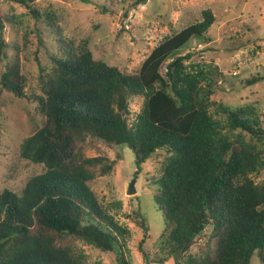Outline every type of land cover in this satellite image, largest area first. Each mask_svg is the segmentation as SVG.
Segmentation results:
<instances>
[{"label":"trees","instance_id":"1","mask_svg":"<svg viewBox=\"0 0 264 264\" xmlns=\"http://www.w3.org/2000/svg\"><path fill=\"white\" fill-rule=\"evenodd\" d=\"M13 1L30 7L27 0ZM30 8L37 18L43 16ZM44 16L55 27V18L48 12ZM214 22L213 12L204 10L201 21L153 47L135 72L96 59L86 40L73 43L63 36L50 54V68L39 62L36 89L18 61L0 68V98L8 91L27 100L36 124L20 156L44 169L21 194L0 193V264H88L78 242L113 252L118 264H130V231L92 187L114 162L88 156L90 139L114 148L129 146L136 175L161 154L154 193L164 220L160 262L254 264L257 259L264 264V180L254 179L264 171L258 108L219 103V116L213 115L212 76L218 68L207 67L205 74L199 65L187 63L193 43L209 41ZM8 47L0 34V63ZM262 79L257 75L246 84ZM137 97L143 104L132 118ZM145 242L140 250L149 260Z\"/></svg>","mask_w":264,"mask_h":264},{"label":"rangeland","instance_id":"2","mask_svg":"<svg viewBox=\"0 0 264 264\" xmlns=\"http://www.w3.org/2000/svg\"><path fill=\"white\" fill-rule=\"evenodd\" d=\"M27 3L43 16L37 18L30 7L20 2L0 0V34L9 45L0 68L4 70L7 64L18 61L32 89L39 85L40 64L50 68V54L56 53L60 36L73 43L86 40L96 59L135 72L166 36L201 21L202 12L210 9L215 22L207 34L209 41L194 42L190 48L194 55L187 63L199 65L205 74L207 67L218 68L212 76L214 87L210 100L215 105L210 112L213 115L219 116V103L232 107L251 103L257 106L264 127V79L246 84V80L257 75L264 77V0H27ZM47 12L55 18V27L44 16ZM6 16L13 18V22L5 20ZM142 104V97L133 100L132 118ZM30 109L27 100L3 91L0 193L9 189L21 194L26 182L44 171L42 165L20 156L22 142L36 129ZM86 154L103 155L114 162L109 173L96 176L92 187L109 212L130 231L127 243L130 264H168L157 259L165 257L160 250L163 214L154 200L161 154L148 160L138 175L135 154L127 145L114 148L90 139ZM133 179H136V191L129 194L127 189ZM254 179L263 181L264 171ZM143 239L149 260L140 250ZM78 246L88 264H118L113 252H104L84 242H78ZM254 264H259L257 259Z\"/></svg>","mask_w":264,"mask_h":264},{"label":"water","instance_id":"3","mask_svg":"<svg viewBox=\"0 0 264 264\" xmlns=\"http://www.w3.org/2000/svg\"><path fill=\"white\" fill-rule=\"evenodd\" d=\"M135 182H136V179H133V180L131 181V183H130L128 189H127V192H128L129 194H133V193H135V191H136V188H135Z\"/></svg>","mask_w":264,"mask_h":264}]
</instances>
